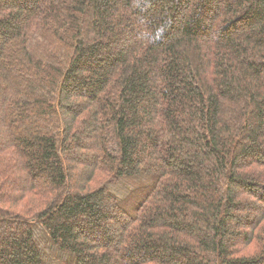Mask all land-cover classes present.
<instances>
[{
    "label": "trees",
    "instance_id": "trees-1",
    "mask_svg": "<svg viewBox=\"0 0 264 264\" xmlns=\"http://www.w3.org/2000/svg\"><path fill=\"white\" fill-rule=\"evenodd\" d=\"M0 264H264V0H0Z\"/></svg>",
    "mask_w": 264,
    "mask_h": 264
},
{
    "label": "rangeland",
    "instance_id": "rangeland-1",
    "mask_svg": "<svg viewBox=\"0 0 264 264\" xmlns=\"http://www.w3.org/2000/svg\"><path fill=\"white\" fill-rule=\"evenodd\" d=\"M141 180H135V179H129V180H124L116 183L111 187L112 194L118 196V197H123L127 193L132 192L133 190H136L137 187L142 185ZM45 249V246H42ZM43 252L48 254L50 256L49 252H46L43 250Z\"/></svg>",
    "mask_w": 264,
    "mask_h": 264
}]
</instances>
